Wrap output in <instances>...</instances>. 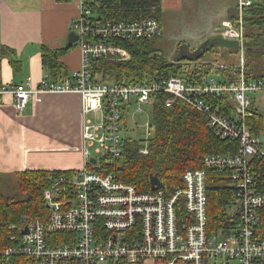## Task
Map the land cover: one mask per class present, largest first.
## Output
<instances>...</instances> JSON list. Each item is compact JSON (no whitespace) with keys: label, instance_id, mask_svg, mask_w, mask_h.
Returning a JSON list of instances; mask_svg holds the SVG:
<instances>
[{"label":"built area","instance_id":"obj_1","mask_svg":"<svg viewBox=\"0 0 264 264\" xmlns=\"http://www.w3.org/2000/svg\"><path fill=\"white\" fill-rule=\"evenodd\" d=\"M93 1L78 0V14L70 23L78 36L76 70L60 78L46 74L36 83L28 78L0 85V97L11 96L17 112L29 103L40 104L47 94H76L82 117V167L51 178L42 193L45 217L29 222L17 239L11 237L14 242L0 250V264H9L15 256L38 264H264V236L258 232L264 175L252 167L253 158L264 167V128L254 133L245 123L251 115L248 94L264 91V78H245L240 10L238 26L219 34L239 44L238 62L232 64L240 73L238 83L214 75L189 82L177 75L119 84L94 82L91 60L108 56L126 60L129 53L113 40L159 38L162 26L154 18L101 20L90 9ZM251 3L239 0V9ZM224 66L228 65L218 67ZM160 92L170 94L166 106L181 99L206 117L216 136L238 142L235 154L206 155L201 167L184 170L180 184L169 193L164 184L139 191L118 177L127 138L125 119L134 104L152 105L153 94ZM223 98L232 106V117L220 103ZM146 145L141 153L147 152ZM209 170L225 173L231 192L225 209L229 223L215 230L207 218Z\"/></svg>","mask_w":264,"mask_h":264},{"label":"trees","instance_id":"obj_2","mask_svg":"<svg viewBox=\"0 0 264 264\" xmlns=\"http://www.w3.org/2000/svg\"><path fill=\"white\" fill-rule=\"evenodd\" d=\"M67 2L69 0H57ZM90 9L101 20H136L154 18L161 23L163 9L161 0H94ZM241 18L246 40L245 78H264V0H253L242 8ZM238 26V18L234 20ZM161 37L145 40H113L129 53V58L120 60L115 57L92 59L90 71L94 82H115L119 84L135 83L147 78L160 76H180L185 81L201 82L210 75L219 80L238 83L240 73L233 65L213 67L208 62H200L201 57L190 61L172 62L157 47ZM76 43L61 48L41 46V62L48 76L60 78L67 74L65 65L59 57ZM162 52L161 56L155 54ZM3 55H11V50L2 47ZM15 63L14 59H10ZM184 62V63H183ZM187 62V63H186ZM193 62V63H192ZM227 65V64H224ZM170 97L166 92L154 93L152 102V137L148 139L146 153L140 149L144 142L126 138L124 158L119 166L118 177L125 183L135 186L139 191L150 188L149 176L156 174L163 182L166 192L180 184L184 170L201 167L202 159L210 154H235L238 151L236 140L220 139L207 125L206 117L181 99L171 106L165 105ZM224 102V103H222ZM226 108V114L232 117V106L223 98L220 102ZM251 115L245 119L250 131L257 133L264 128V113L256 107L249 108ZM252 167L258 175H264V167L258 159L252 160ZM70 170H24L13 173L18 191L25 196L8 197L3 193L2 185L9 177L0 171V250L18 238L20 231L29 222L43 219L47 207L43 201V190L50 184L51 178ZM224 174L218 170L207 172V218L210 229L215 230L228 222L225 209L231 199L230 187L224 181ZM258 232L264 236V206ZM9 264H38L22 256L12 257Z\"/></svg>","mask_w":264,"mask_h":264},{"label":"crops","instance_id":"obj_3","mask_svg":"<svg viewBox=\"0 0 264 264\" xmlns=\"http://www.w3.org/2000/svg\"><path fill=\"white\" fill-rule=\"evenodd\" d=\"M238 1L161 0L162 19L170 17L185 28L184 32L197 33L198 47L205 38L218 33L226 21H231L230 12L238 11ZM78 3V0H0V85L11 81L20 83L28 78L36 83L46 75L41 46L67 45L71 20L78 14ZM73 46L59 57L67 74L79 66L80 53L78 47ZM2 47L9 48L11 55H3ZM195 49L189 47L190 51ZM217 51L223 52V58L237 56L228 49ZM11 58L16 61L14 64ZM14 101L8 95L0 97V171L8 174L80 168L79 96L47 94L40 104L29 103L21 112L16 111Z\"/></svg>","mask_w":264,"mask_h":264},{"label":"rangeland","instance_id":"obj_4","mask_svg":"<svg viewBox=\"0 0 264 264\" xmlns=\"http://www.w3.org/2000/svg\"><path fill=\"white\" fill-rule=\"evenodd\" d=\"M237 8L238 11L235 10L233 12L232 10L230 12V15H233V17L230 18L231 21H226L225 24L220 27V30L216 34L219 35L221 31L227 27H233L236 17L239 20V10L240 12L243 11L242 9H239V6ZM161 23L163 24V35L156 44L168 60L171 61L173 59L179 47L183 44L182 42H186L187 44L185 43L183 45H188L190 49L197 48V33L184 32L183 30L185 28L180 25L177 20H171L170 17L162 19ZM218 49V47H213L208 50L203 55V57H201L200 62H208L216 68L220 66L221 63L230 65V62H233V64L238 62V56H236L235 59L234 57L232 59L227 58L226 56H224L223 58L221 56L223 52H218ZM248 95L252 100L253 106L264 113V91L251 92ZM138 107L140 108V110H138ZM131 112L132 114L130 113L125 119V129L123 135H125L127 138H132L141 142H148V139L152 137L153 133V129L150 126L152 124V105L150 103H145L140 106L134 104V106L131 108ZM90 154L92 156L96 155L93 151V148H90ZM81 167L82 163L80 165V168ZM8 175L9 177L5 179V182L2 185L3 193L8 197L23 198L25 195L18 191L17 181L13 176V173H8Z\"/></svg>","mask_w":264,"mask_h":264},{"label":"water","instance_id":"obj_5","mask_svg":"<svg viewBox=\"0 0 264 264\" xmlns=\"http://www.w3.org/2000/svg\"><path fill=\"white\" fill-rule=\"evenodd\" d=\"M77 39L78 36L73 31H71L68 34L67 45L75 43ZM238 46L239 44L236 40L227 39L222 37L221 35L215 34L205 38L194 51H190L188 45L185 46L182 44L179 47L175 56L173 57L172 62H178L181 60L190 61L193 59H198L204 52L210 50L213 47H218L220 50L228 49L233 53H237ZM155 54L161 56L162 52L158 51ZM95 161V158H90V162L92 164H94ZM149 185L151 190H156L162 188L163 182L159 179L156 174H151L149 176ZM26 229L27 228L25 226V228L22 230V233H25Z\"/></svg>","mask_w":264,"mask_h":264},{"label":"bare ground","instance_id":"obj_6","mask_svg":"<svg viewBox=\"0 0 264 264\" xmlns=\"http://www.w3.org/2000/svg\"><path fill=\"white\" fill-rule=\"evenodd\" d=\"M243 26V25H242Z\"/></svg>","mask_w":264,"mask_h":264}]
</instances>
